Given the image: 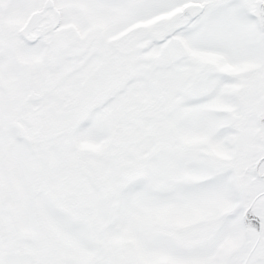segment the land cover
Returning a JSON list of instances; mask_svg holds the SVG:
<instances>
[{
    "label": "snow or ice",
    "instance_id": "6c2138e0",
    "mask_svg": "<svg viewBox=\"0 0 264 264\" xmlns=\"http://www.w3.org/2000/svg\"><path fill=\"white\" fill-rule=\"evenodd\" d=\"M0 264H264V0H0Z\"/></svg>",
    "mask_w": 264,
    "mask_h": 264
}]
</instances>
